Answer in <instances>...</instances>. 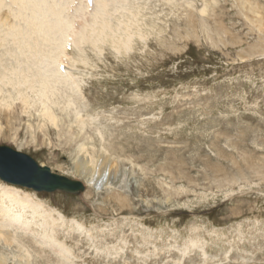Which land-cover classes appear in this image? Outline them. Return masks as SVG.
I'll list each match as a JSON object with an SVG mask.
<instances>
[{
    "label": "rangeland",
    "instance_id": "rangeland-1",
    "mask_svg": "<svg viewBox=\"0 0 264 264\" xmlns=\"http://www.w3.org/2000/svg\"><path fill=\"white\" fill-rule=\"evenodd\" d=\"M130 2L144 37L127 51L81 44L73 104L54 108L60 127L19 101L0 115V146L85 188L38 192L0 178L77 221H29L18 234L29 264H264V0ZM83 19L93 22L75 26ZM86 152H106L123 175L89 185L75 169ZM20 253L0 242L8 264Z\"/></svg>",
    "mask_w": 264,
    "mask_h": 264
},
{
    "label": "bare ground",
    "instance_id": "bare-ground-1",
    "mask_svg": "<svg viewBox=\"0 0 264 264\" xmlns=\"http://www.w3.org/2000/svg\"><path fill=\"white\" fill-rule=\"evenodd\" d=\"M127 1L130 2L94 0L90 11L88 5L79 2L74 12L70 7L75 0H0V115L11 116L12 111L8 109L13 104L18 105L19 101L23 113L30 115L32 107H36L44 121L58 127L60 119L54 108L60 107V104L70 107L73 104V97L66 91L76 84L73 67L77 62L76 55L82 61L83 56L79 54L83 50L81 44L88 42L98 48L101 43L110 39L118 49L127 51L131 48L135 35L144 37L138 27L134 31L132 24L134 18L140 15L139 8L129 5L131 2L127 4ZM205 10L202 9V12ZM116 14L120 17L117 15V18ZM81 17L88 21L92 17V24L83 19L81 26L76 27L75 22ZM118 31H121L119 37L116 34ZM25 52L29 55L24 56ZM2 54L7 57H2ZM65 62L69 65L65 66ZM77 116V127L83 133L86 120L80 113ZM84 147V144L80 145L81 149ZM97 158L98 160L87 157V152L79 157L76 160V174L84 177L89 185H105L113 180L117 182L122 174L121 164L106 152L99 153ZM37 214L77 226V221L66 219L54 209H45L41 202L32 200L28 194L7 191L0 186V242L8 248L17 244L21 252L19 264H29L27 257L30 256V251L22 244L24 239L18 234L27 230V223L34 220ZM43 229L44 238H47L48 226L45 225ZM0 264L8 262L0 256Z\"/></svg>",
    "mask_w": 264,
    "mask_h": 264
},
{
    "label": "water",
    "instance_id": "water-1",
    "mask_svg": "<svg viewBox=\"0 0 264 264\" xmlns=\"http://www.w3.org/2000/svg\"><path fill=\"white\" fill-rule=\"evenodd\" d=\"M0 178L6 182L49 193L62 191L79 193L85 188L82 182L72 180L39 164L32 156L0 146Z\"/></svg>",
    "mask_w": 264,
    "mask_h": 264
}]
</instances>
